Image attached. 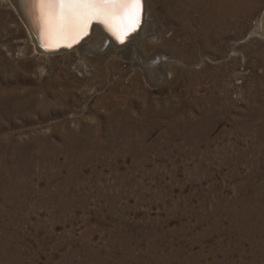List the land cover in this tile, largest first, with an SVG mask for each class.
Returning a JSON list of instances; mask_svg holds the SVG:
<instances>
[{"label": "rangeland", "instance_id": "1", "mask_svg": "<svg viewBox=\"0 0 264 264\" xmlns=\"http://www.w3.org/2000/svg\"><path fill=\"white\" fill-rule=\"evenodd\" d=\"M147 1L156 87L0 0V264H264V0Z\"/></svg>", "mask_w": 264, "mask_h": 264}, {"label": "bare ground", "instance_id": "2", "mask_svg": "<svg viewBox=\"0 0 264 264\" xmlns=\"http://www.w3.org/2000/svg\"><path fill=\"white\" fill-rule=\"evenodd\" d=\"M12 2L20 15L19 17L21 18L29 37L31 38L34 51L43 54L57 53L48 52L41 47V32L38 30V25H42L44 20L43 12L45 6L39 5L30 10L29 6L26 4V0H12ZM146 2L148 4L147 0ZM96 19L100 20V24L94 25L91 34L87 36L78 46L74 47V50H76L80 56V60L78 61V70L80 72L83 73V71H85L83 56L87 54L101 55L102 49L107 47V45H113L114 49L116 48V54L120 57L131 60L135 69L138 68L141 71L142 78L145 83L151 84L155 87L169 76V67L180 62V60L173 58L170 53H167L164 50L156 49L150 53L142 52V47L148 44L154 45L158 42L159 38V32L155 34L152 32V15L148 10L144 14L140 28L136 30L139 26L138 24L135 27L134 33H132L126 41H124L125 38L122 34L133 30H131V24L125 16L123 9L116 6L110 11L108 16ZM92 20L93 19L89 22L88 30ZM255 31H259V26L250 34L252 35ZM34 34L37 36L36 38ZM77 36L81 37L79 33H74L67 38L59 34H54L49 37L47 28L45 27L43 31V45H45V47L58 45L59 43L78 39L75 38ZM39 44L41 46H39ZM69 50L70 49H65L59 52H67Z\"/></svg>", "mask_w": 264, "mask_h": 264}, {"label": "snow or ice", "instance_id": "3", "mask_svg": "<svg viewBox=\"0 0 264 264\" xmlns=\"http://www.w3.org/2000/svg\"><path fill=\"white\" fill-rule=\"evenodd\" d=\"M145 0H26L30 10L44 5V20L38 25L43 46V31L47 28L49 37L54 34L66 38L74 33L87 34L91 19L108 16L118 6L123 9L131 24V30L139 24ZM75 38H80L79 36Z\"/></svg>", "mask_w": 264, "mask_h": 264}, {"label": "water", "instance_id": "4", "mask_svg": "<svg viewBox=\"0 0 264 264\" xmlns=\"http://www.w3.org/2000/svg\"><path fill=\"white\" fill-rule=\"evenodd\" d=\"M144 14H145V2L143 4V14H142L141 20L139 22V26L136 28V30H138L140 28V26L142 25ZM97 24H100V20L94 18L90 24V28H89L87 34L82 35L78 39L71 40L69 42L59 43L58 45H53V46L47 45L48 47H45V45L41 46L40 44H39V46H41L42 49H44L48 52H59L61 50L74 48V47L78 46L89 34H91V31H92L94 25H97ZM132 33H134V30L131 32L122 34V36L125 38L124 41H126ZM34 36H35V38L37 37L35 34H34Z\"/></svg>", "mask_w": 264, "mask_h": 264}]
</instances>
